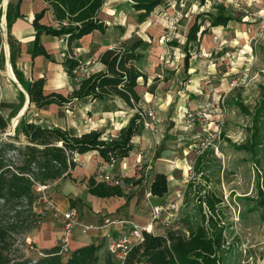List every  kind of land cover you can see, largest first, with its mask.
I'll return each instance as SVG.
<instances>
[{"label":"trees","instance_id":"16d2710c","mask_svg":"<svg viewBox=\"0 0 264 264\" xmlns=\"http://www.w3.org/2000/svg\"><path fill=\"white\" fill-rule=\"evenodd\" d=\"M21 1L9 0L6 8V27L13 70L24 89L28 91L30 104H35L38 108L51 104L73 108L80 100L92 98L99 99L106 106L122 100L136 111L119 131V138L112 139L104 138V133L98 129L73 135L61 127L36 124L25 120L24 117L20 118L11 136L3 137L10 121L0 111V264H99L102 245L94 242L78 247L65 257L60 254L61 247L55 246L46 248L42 255L35 258L24 255L11 258L8 239L14 232L29 231L42 220L43 217L35 210L39 199L37 185L48 184L60 177L76 180L72 177V171L76 167V153L97 151L105 162L111 163L129 156L134 151L132 139L137 135L143 119L137 84L140 78H147V73L139 64L151 43L143 38L133 37L118 47L108 48L99 58L104 64L103 71L82 79L71 93L64 94L59 90L47 92L44 88V77L27 80L17 68L20 46L11 34V24L14 19L22 16L19 10ZM106 1L44 0L47 7L33 19L36 29L33 55L45 53L39 45L42 34L64 37L71 50L78 46L80 39L87 34L95 30L105 32L109 27L102 15ZM205 1L202 0L203 3ZM128 3L138 12V20L142 22L155 9L161 7L164 0H128ZM48 10H51L55 17V26L42 22ZM223 11L224 8L217 14L205 15L209 18L210 25L227 26L232 17L225 16ZM201 16L197 15L195 23L188 30V43L196 44L206 33V29H203L206 20L200 21ZM3 50V38L0 35V72L5 66ZM189 61L190 56L186 55L187 69ZM79 64L80 61L76 57L67 59V72L71 77L74 76L73 69ZM20 107L21 105L15 111ZM22 138L26 139V144H17L16 141H21ZM194 161V177L200 175L201 182H196V177L189 181L185 189V209L180 219L183 227L156 234L144 231V239L128 252L122 264H223L227 228L223 220L224 196L209 187L214 173L208 174L215 163L218 170H221L222 163L215 156L211 145L200 151ZM123 179L124 182L132 184H138L142 180L141 177L138 180L130 177ZM88 191L91 195L101 198L125 195L121 186L98 181L94 177L88 179ZM150 191L153 195H165L168 191V178L165 174H155ZM190 203L191 208L188 207ZM259 208L264 211V199L257 201L250 211L255 212ZM105 259L106 264L113 261L110 251Z\"/></svg>","mask_w":264,"mask_h":264},{"label":"crops","instance_id":"0c3cea01","mask_svg":"<svg viewBox=\"0 0 264 264\" xmlns=\"http://www.w3.org/2000/svg\"><path fill=\"white\" fill-rule=\"evenodd\" d=\"M107 3L108 0L103 7L104 9ZM164 3L159 9L164 7ZM46 7L47 4L44 0H22L19 8L22 16L12 22L11 34L20 46V53L16 63L18 70L24 74L27 80L44 77V88L47 92L59 90L64 94H68L77 88L78 81L73 76L71 77L66 67V61L72 54L84 57L86 68H88L89 74H92L103 71L104 64L99 60L100 54L108 48L118 47L123 42V34L125 32L130 34L129 38L124 37V41L131 39L133 34H138L136 37L143 38L151 43L150 50L147 49L149 54L146 53V50L143 59L147 61V64L143 65L147 78L138 80L137 89L141 97L139 106L142 109L155 108L157 114L155 115L159 119L157 129L151 131L141 123L137 135L132 139L134 151L129 156L111 163L105 162L97 151L83 154L76 153V167L72 171V177L76 180L72 181L69 178L60 177V179L53 181L50 189L51 196L60 209L66 210L69 207H77L80 212L79 223L75 227L70 241L71 250L73 251L78 249V247L89 245L93 242L101 244L99 264H106L105 257L109 254L110 241L128 232L131 229L129 222L148 227L149 232L154 234L162 232L164 230L158 224H154L152 220V208L174 194H176L178 203L182 202L185 197L184 192L190 181L189 175L196 156L195 158L192 156L190 145L189 147H182V144L179 143V133L183 132L179 131L177 129L178 125L171 121L175 119L169 113L179 103V97L186 94L185 91H192L189 86L182 89L178 88L176 83L182 77L183 72L185 73L188 70L189 73L193 68L189 65L188 69L185 68L184 58V64H182L184 71L181 72V67H178L177 71L173 73L176 76L174 79L167 74H158V77L161 78L159 85L156 84L154 76L148 75L150 68L152 69L154 65H158V57L156 56L158 53L156 51L167 45V41L163 36L168 22L163 21V19L154 14L156 9L142 22L137 17V25L133 28H131L132 25L129 23H122L120 16L115 17L119 19L115 26L120 29L117 39L110 37L111 30L115 28L114 25L110 27V20L114 18L113 15L109 12L103 13V17L109 24L108 29L105 32L95 30L87 34L80 39L79 45L71 50H69L67 40L64 37L42 34L39 38V45L47 54L41 52L33 55L36 42V29L33 26V19L37 13ZM116 8L117 6H114L109 11L113 12ZM149 21L160 22L157 26L148 28L146 25L150 23ZM42 22L54 26L57 24L51 10L46 12ZM1 24L6 26L5 12L3 13ZM203 35L202 46L210 45L206 39V34ZM7 38L5 39L6 42H8ZM212 44H214L213 40L211 41ZM6 46L8 45L4 42V67L6 68L7 78H4L2 70L0 72V111L8 120L12 119L15 123L16 119L14 120V118L21 115V117L30 122L61 127L73 135L81 134L91 129H98L104 133V138H119V131L128 123L136 109L129 108L122 100H117V104L106 106L99 99L92 98L80 100L73 108L59 104L38 108L35 104H30L29 93L24 89L13 70L10 58V43L8 55ZM9 60L15 77L9 69ZM167 63L168 65L171 64L169 60ZM191 93L194 92H188V96L190 94L194 97L193 95L195 94ZM19 105H21L20 109L15 111ZM190 134L192 132L189 130L184 132L186 136H190ZM141 164L146 165L149 170L150 181L146 185L145 183L143 184V175H137V169ZM102 171L121 180H124V177L137 180L141 177L142 180L136 185H132V182H125V186L122 187L125 191L123 197L110 196L101 198L89 193L88 179L94 177L98 181H103L100 178ZM156 173L166 175L168 178V191L164 196L153 195L147 198L146 193L150 191V185ZM164 205H166V202ZM108 218L111 222L107 224L106 220ZM89 225H92L93 228H88ZM34 230L30 238L41 251L46 250V248L60 246L64 229L60 221L54 218L52 213L47 214L40 226L38 225ZM114 262L115 259L113 258V261L109 264Z\"/></svg>","mask_w":264,"mask_h":264},{"label":"rangeland","instance_id":"374dc122","mask_svg":"<svg viewBox=\"0 0 264 264\" xmlns=\"http://www.w3.org/2000/svg\"><path fill=\"white\" fill-rule=\"evenodd\" d=\"M182 1L185 7L180 5ZM3 6L4 0H0V30ZM114 6H117L116 10L109 11ZM163 6L156 9L154 14L168 22L163 36L167 45L156 51L158 65L150 68L148 75L154 76L157 85L161 83L158 74H167L174 79L176 76L173 73L178 67L183 72L184 58L190 56L189 66L193 70L183 72L176 84L181 89L189 86L192 91H185L186 94L179 97V103L169 113L175 119L171 121L183 132L179 133V143L182 147L190 145L194 158L201 149L211 145L215 156L221 160L222 169L218 170L215 163L208 174L214 173L209 187L224 196L223 220L227 228L223 264H264V211L261 208L255 212L250 211L257 201L264 199V0H206L204 3L202 0H165ZM222 8L225 16H231L232 20L227 26L210 25L205 15L217 14ZM108 12L114 17L110 20V27L119 21L115 18L117 16L121 17L122 23L131 24V28L137 25L138 12L129 6L127 0H108L102 15ZM199 14L202 15L200 21L206 20L203 29H206L204 34L210 43L208 46H202L204 35L196 44L188 43L187 40L188 30ZM171 17L177 21V29L170 32ZM149 22L146 25L148 28L157 26L160 21ZM3 27L5 33L0 31V35L4 43L8 35L7 27ZM118 32L120 29L115 26L110 37L117 39ZM129 34H123V42L124 37L129 38ZM137 35L133 34L132 38ZM212 40L214 44L211 45ZM81 60L86 67L84 57ZM168 60L171 63L169 65ZM144 64H147L146 60H142L139 66L143 69ZM2 74L7 78L5 67ZM188 92H194L191 93L195 94L194 97L190 94L188 96ZM151 110L156 114L153 107L142 109V113ZM189 112L195 114L194 121H189ZM9 121L10 125L3 137L13 132V121ZM188 130L192 134L184 135ZM16 143L24 145L26 139L22 138ZM191 168L190 181L197 177L196 182L200 183V175L194 177ZM148 171L144 164L137 169V175H143L145 185L150 181ZM52 183H48L47 189L50 198ZM39 186H36L39 199L35 210L43 216L38 223L40 226L49 213L45 207L46 202L40 198L43 194L38 190ZM184 199L178 203L174 194L161 201L163 206L165 202L166 205L173 203L175 210L172 213L164 211L155 219L154 224H158L164 231L182 228L180 219L185 209ZM191 206L192 203L188 205L189 208ZM38 225L29 231L10 235L8 250L11 258L40 256L38 248H32L31 244L35 243L30 238ZM113 264H118V261L115 259Z\"/></svg>","mask_w":264,"mask_h":264},{"label":"built area","instance_id":"2783aa9c","mask_svg":"<svg viewBox=\"0 0 264 264\" xmlns=\"http://www.w3.org/2000/svg\"><path fill=\"white\" fill-rule=\"evenodd\" d=\"M180 5L185 7V3L182 1L180 2ZM170 25H169V31H175L177 29V21H175V19L173 17L170 18ZM3 33H5V28L3 27V25L1 24V30ZM71 57H76L77 59H79L80 64L73 69L74 71V78L80 82L82 79H85L88 77L89 71L88 68H86L83 64H82V60H81V56L80 55H75L72 54L70 56ZM194 115L193 113L189 112L188 113V117H189V121H194ZM141 116H143L142 118V124L144 125V127L152 130H156L157 129V124H158V117L155 115L154 110L151 111H144V113L141 112ZM207 146V145H206ZM203 149H201L202 151ZM101 180L105 181V182H109L111 184L114 185H119L121 187L125 186V182L124 180H121L119 178L113 177L111 176L109 173L102 171V174L100 176ZM129 187V185H127ZM126 186V187H127ZM49 188L48 184H44V185H40L38 190L42 191V196L40 197L41 200H44V202H46V208L48 209L49 213H52V215L54 216V218H56L58 221H60V223L62 224V228L64 229V233L62 236V239L60 241V254L62 255H69L71 253V238L73 235V232L75 230V227L77 226V224L79 223L80 220V212L78 211L77 207H69L66 210L60 209L59 206L57 205V203L50 198V196L47 194V189ZM147 198H150L153 196V194L151 193V191H148L146 193ZM153 216H152V220L155 221V219L159 218L160 215L164 212V211H168L170 213H172V210H175V206L173 203H170V205H161V204H157L155 205L153 208ZM43 217V216H42ZM41 222V221H40ZM111 220L108 218L106 220V223H110ZM121 223V222H120ZM129 226H131V229L128 232H125L123 235H121L118 238H113L110 241L109 244V251L111 252L112 256L114 259H116L118 261V264H122L123 260L125 259V256L128 254V252L136 245L139 244L140 241H142L144 239V231H148L149 232V228L148 227H143V226H139L136 223L133 222H129ZM88 228H93L92 225H89ZM32 248H38V246H35L33 244H31ZM36 248V250H37ZM38 252L40 255H42V251L38 248Z\"/></svg>","mask_w":264,"mask_h":264},{"label":"bare ground","instance_id":"6f19581e","mask_svg":"<svg viewBox=\"0 0 264 264\" xmlns=\"http://www.w3.org/2000/svg\"><path fill=\"white\" fill-rule=\"evenodd\" d=\"M6 2H7V0H4V11H5V15H6V8H7V5H6ZM5 42V44L7 43V45L9 46V43L8 42H6V40L4 41ZM8 46H6L7 47V50H6V53H7V55H8ZM8 64H9V69L11 70V72H12V74H14L13 73V70H12V67H11V65H10V60H9V62H8ZM9 73H10V71H9ZM14 77H15V74H14ZM16 119V120H15ZM14 120L16 121L15 123L13 122V127L18 123V116L15 118Z\"/></svg>","mask_w":264,"mask_h":264},{"label":"water","instance_id":"95a60500","mask_svg":"<svg viewBox=\"0 0 264 264\" xmlns=\"http://www.w3.org/2000/svg\"><path fill=\"white\" fill-rule=\"evenodd\" d=\"M8 2H9V0H7L6 5L8 4ZM4 12H5V11H4ZM6 13H7V12H6ZM5 18H6V15H5ZM20 117H21V115L18 116V123H19V121H20V120H19ZM18 123H17V124H18ZM17 124H16V125H17ZM16 125L13 127V132H11V133H7L6 135H10V136H11V135L14 133V130H15Z\"/></svg>","mask_w":264,"mask_h":264}]
</instances>
